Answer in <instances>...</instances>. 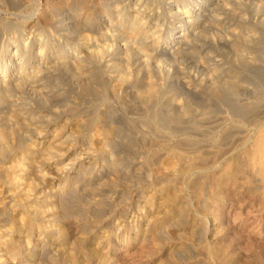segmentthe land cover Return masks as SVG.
<instances>
[{
  "label": "bare ground",
  "instance_id": "6f19581e",
  "mask_svg": "<svg viewBox=\"0 0 264 264\" xmlns=\"http://www.w3.org/2000/svg\"><path fill=\"white\" fill-rule=\"evenodd\" d=\"M28 1L0 0V13L19 16ZM58 1L55 7L39 0L37 21H22L24 29L0 16V264H24L18 241L27 248L52 235L35 226L38 217L53 215L52 202L69 212L75 184L99 185L112 173L108 165L91 172L109 142L135 152L136 139L150 136L162 145L163 130L203 134L228 116L264 121V0ZM24 100L36 110L24 108ZM99 105H107L102 116L119 128L91 129ZM79 115L85 120L74 118ZM119 133L127 140L114 138ZM252 135L242 156L217 176L207 175L209 163L199 151L188 160L172 148L155 196L199 170V198L206 181L243 172L260 181L264 197V123ZM47 178L59 183L51 191L40 188ZM152 196L145 198L148 207ZM169 201L173 216L153 225L157 236L186 218L182 196Z\"/></svg>",
  "mask_w": 264,
  "mask_h": 264
},
{
  "label": "rangeland",
  "instance_id": "374dc122",
  "mask_svg": "<svg viewBox=\"0 0 264 264\" xmlns=\"http://www.w3.org/2000/svg\"><path fill=\"white\" fill-rule=\"evenodd\" d=\"M48 2L54 3L55 7L60 6L58 0ZM41 5L39 0H29L18 10L19 16L4 13H0V16L5 21L8 19L6 22H16L18 28L24 29L27 26L24 22L37 21ZM0 10L3 8L0 7ZM246 16V19H251L252 13L246 12ZM162 61L166 60L163 58ZM106 107L99 105L95 109L98 117L92 130L119 128L117 126L120 123L114 122L111 125L102 116V110ZM24 108L36 110L28 100H24ZM78 117L74 118L78 121L85 120V115ZM55 120L60 121L57 118ZM247 122L228 116L222 122L224 124H214L203 134L189 131L186 135H181L163 130L161 134L159 132L162 145L154 146L150 136L145 141L137 142L136 139L135 152L120 149L115 142H109L104 158L93 161L91 172L97 174L101 169L108 168V165L113 166L112 173H108L99 185L90 182L83 186L86 187L84 189L80 183L75 184L70 213L58 208L56 201L48 206L53 215L48 218L38 217L35 226L47 227L52 235H42V241H32L27 248L22 241L16 244L22 256H26H21L24 264H264L263 186L256 177L243 172L234 175L233 179L206 181L199 198L195 196L196 179L201 176V172L197 170L190 175H180L175 187L164 188L165 193L155 196V188L166 177L163 165L172 148L186 154L188 160L196 155L194 150L199 151L208 160L207 175L217 176L225 164L233 162V157L242 156L244 149L252 141V134L264 123L263 120ZM117 137L120 141L127 140L124 133H119L114 138ZM138 155L139 159L142 157L141 160ZM45 181V184H40V188L48 191L59 184L51 178ZM174 193L183 198L182 208L186 218L184 216L181 225L174 222L164 225L163 235L157 236L153 233V225L163 221L164 217L172 218L174 210L171 209L173 206L169 198ZM151 196L153 209L145 204V198ZM113 246L117 251L112 250L115 249ZM125 246L129 248L122 250ZM15 263L16 259L8 264Z\"/></svg>",
  "mask_w": 264,
  "mask_h": 264
}]
</instances>
